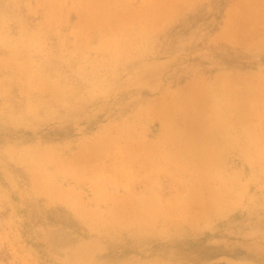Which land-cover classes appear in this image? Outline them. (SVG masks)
I'll return each mask as SVG.
<instances>
[{
  "label": "rangeland",
  "instance_id": "1",
  "mask_svg": "<svg viewBox=\"0 0 264 264\" xmlns=\"http://www.w3.org/2000/svg\"><path fill=\"white\" fill-rule=\"evenodd\" d=\"M0 264H264V0H0Z\"/></svg>",
  "mask_w": 264,
  "mask_h": 264
}]
</instances>
